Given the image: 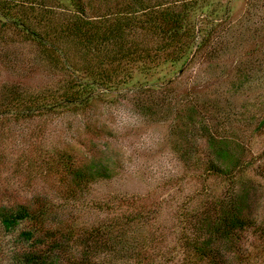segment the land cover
<instances>
[{"label": "trees", "instance_id": "16d2710c", "mask_svg": "<svg viewBox=\"0 0 264 264\" xmlns=\"http://www.w3.org/2000/svg\"><path fill=\"white\" fill-rule=\"evenodd\" d=\"M197 2L0 0V46H34L37 60L47 63L56 78L36 87L4 81L0 122L10 120V115L78 112L99 89L151 83L155 91L161 82H168L171 70L193 64L198 56L218 58L214 45L222 38L216 35L220 24L197 27L199 15L215 17L217 9ZM260 47L263 57H255L256 69L247 61L237 68L242 85L250 83L259 68L264 73V47ZM184 101L172 116L173 134L181 141L177 150L185 169L203 167L198 179L208 191L192 193L190 200L186 197L171 217L172 228L154 222L162 208L159 204L151 208L134 207L126 200L117 205L98 203L105 217L79 233L66 227L74 217L63 220L66 223H48L47 204L0 205L2 232L12 234L25 226L18 234L25 246L18 255L20 264H264V216L259 211L264 207V149L249 163L251 152L245 143L264 138V100L244 117L242 128L243 117H231L222 104L200 101L199 106H190V100ZM195 137L206 140V156L195 145ZM54 156L51 171L59 185L70 187L64 199L67 205L80 203L92 184L111 176L105 163L78 164L67 152ZM217 180L224 181L223 189L212 184ZM251 235L255 239L246 246ZM170 240L175 242L173 248L162 246Z\"/></svg>", "mask_w": 264, "mask_h": 264}, {"label": "rangeland", "instance_id": "374dc122", "mask_svg": "<svg viewBox=\"0 0 264 264\" xmlns=\"http://www.w3.org/2000/svg\"><path fill=\"white\" fill-rule=\"evenodd\" d=\"M197 1L217 9L215 17L199 15L197 27L220 24V34L216 35L222 38L214 45L218 58L198 56L193 64L171 70L168 82H161L155 91L151 83L112 91L99 89L90 104L78 112L31 118L10 115V120L0 122V205L47 204L48 223H66L74 217L66 227L79 233L83 226L105 217L98 207L104 201L117 205L126 200L134 207L151 208L159 204L162 208L153 216L154 222L172 228L171 217L178 214L177 209L187 198L190 200V194L207 193L198 179L203 167L191 165L185 169L181 161L177 150L181 141L173 134L172 116L182 106V99L190 100V106H199L200 101L214 102L215 107L222 104L231 117H243L239 125L244 126V117L255 112L254 105L264 100V73L259 68L254 79L242 85L237 80V68L247 61L256 69L255 57H263L264 0ZM35 49L29 44L0 46V85L4 81L29 87L52 84L56 79L50 73L53 69L37 60ZM195 138V145H200L198 149L206 156V140ZM245 143L251 152L248 162L253 163L264 149V138ZM56 152H67L78 164L105 163L111 176L92 184L80 203L67 205L64 199L71 193L70 187L59 185L50 167L56 164ZM223 183L217 180L212 184L223 189ZM259 211L264 216V207ZM145 226L148 229L149 225ZM23 229L24 225L12 234L0 230V264H20L18 255L25 246L18 234ZM252 237L246 246L255 239ZM162 246L173 248L175 242L166 241Z\"/></svg>", "mask_w": 264, "mask_h": 264}]
</instances>
